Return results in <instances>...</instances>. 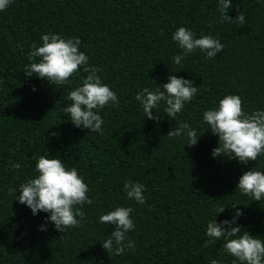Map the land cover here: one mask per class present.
<instances>
[{"label":"trees","instance_id":"16d2710c","mask_svg":"<svg viewBox=\"0 0 264 264\" xmlns=\"http://www.w3.org/2000/svg\"><path fill=\"white\" fill-rule=\"evenodd\" d=\"M230 3L227 15L243 11V25L221 22L217 0H11L0 11V264H231L222 241L204 244L206 221L219 205L226 207L217 222L238 204L236 223L264 238V199L236 190L243 171H264V154L246 164L212 157L217 139L201 119L225 94H237L243 111L264 108V0ZM180 26L218 38L222 50L211 59L195 51L173 64L180 49L171 33ZM45 32L79 38L88 63L117 94V107L99 110L101 132L74 127L63 112L83 73L63 85L25 77L29 45ZM169 73L191 80L196 94L174 119L163 105L153 110L159 119L145 118L135 93L165 83ZM179 121L202 132L195 145L166 136ZM45 151L77 169L92 199L81 206L79 226L63 233L9 191L34 175L35 158ZM125 179L144 185L143 205L125 199ZM117 205L133 208L134 223L127 236L135 247L120 255L100 246L112 226L98 223Z\"/></svg>","mask_w":264,"mask_h":264},{"label":"clouds","instance_id":"9594fccd","mask_svg":"<svg viewBox=\"0 0 264 264\" xmlns=\"http://www.w3.org/2000/svg\"><path fill=\"white\" fill-rule=\"evenodd\" d=\"M11 0H0V11L5 10ZM217 11L221 22L243 25L244 12H238L235 19L227 13L233 5L230 0H217ZM180 52L171 57L172 63L179 65L189 54L199 51L205 59H211L219 53L223 45L218 38L210 34L196 36L191 28L177 27L171 33ZM79 38L65 37L60 33L45 32L39 36V44L32 42L26 54L28 63L24 65L25 77H35L46 80L53 85H63L70 77L79 75V84L67 91V100L63 112L74 127L99 133L104 123L100 109L111 106L117 107V94L103 83L99 75L100 68L88 63V57L80 51ZM191 80L168 74L166 82L155 84L154 87H144L135 93L134 99L147 119H159L153 111L163 105L162 112L167 118H175L197 92ZM35 91V88L31 89ZM202 122L207 130L216 137L217 146L210 155L236 160L241 164L255 161L264 154V108L243 111L241 99L237 94H225L219 98L213 107L202 112ZM202 133V132H201ZM200 133V134H201ZM197 130L187 121H179L171 127L166 136L179 138L183 145L193 146L198 137ZM55 135V133H50ZM20 168L19 163L12 165ZM125 199L143 205L144 185L125 179L122 183ZM236 190L250 196L253 201L264 199V171L253 167L243 171L236 182ZM14 200L27 207L35 216L37 212L46 213L45 223L50 222L53 229L63 233L69 227H78L84 218L82 205L91 204L92 199L87 195L88 186L78 174L75 167L66 166L57 156H49L47 151L35 158L34 175L25 179L15 189ZM232 204L234 209L228 219L219 222L217 214L224 211V205L215 207V215L206 221L204 244L215 245L222 241L224 253L232 257L231 264H264V238L252 236L236 223L241 210ZM130 206H114L111 210L98 216V223L112 226V231L100 243L106 252L120 255L125 250L135 247V241L128 238L127 233L134 229ZM39 231L45 230L44 224L38 226ZM209 264H223L217 258H210Z\"/></svg>","mask_w":264,"mask_h":264}]
</instances>
